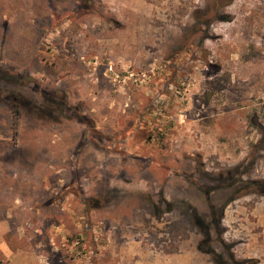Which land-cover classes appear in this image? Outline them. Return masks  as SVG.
Instances as JSON below:
<instances>
[{"label":"rangeland","instance_id":"obj_1","mask_svg":"<svg viewBox=\"0 0 264 264\" xmlns=\"http://www.w3.org/2000/svg\"><path fill=\"white\" fill-rule=\"evenodd\" d=\"M213 1L0 0V264H264V0Z\"/></svg>","mask_w":264,"mask_h":264},{"label":"trees","instance_id":"obj_2","mask_svg":"<svg viewBox=\"0 0 264 264\" xmlns=\"http://www.w3.org/2000/svg\"><path fill=\"white\" fill-rule=\"evenodd\" d=\"M231 1H233V0H214L213 1V4H214V6L216 7V9H218L219 8V3H223V6H227ZM262 130H264V128L261 126L260 127ZM261 184H264L263 182H252V185H259V186H262ZM263 194H264V192H262ZM197 224L199 225V226H202L203 224H202V221H200V220H198L197 219ZM208 242H210V240H209V236H208ZM208 242H206V243H208ZM209 244V243H208ZM208 253H210L213 257H214V261L216 262V264H226L224 261H223V259H222V257H220V255H218L216 252H215V250H209V252ZM254 264L253 262H250V261H246V262H243V263H241V264Z\"/></svg>","mask_w":264,"mask_h":264}]
</instances>
